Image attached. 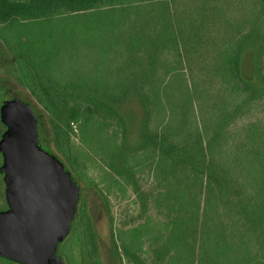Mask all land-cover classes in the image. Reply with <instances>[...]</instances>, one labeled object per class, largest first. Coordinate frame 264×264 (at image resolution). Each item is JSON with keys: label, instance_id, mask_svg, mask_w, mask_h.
Wrapping results in <instances>:
<instances>
[{"label": "trees", "instance_id": "obj_1", "mask_svg": "<svg viewBox=\"0 0 264 264\" xmlns=\"http://www.w3.org/2000/svg\"><path fill=\"white\" fill-rule=\"evenodd\" d=\"M143 2L155 7V40L141 31L132 42L122 38L130 26L119 23L120 42L114 24L99 26V46L136 52L100 66L95 80L75 69L65 78L54 73L71 39L82 47L75 34L29 35L30 49H15L33 22L114 9L124 16L128 5ZM188 6L192 16L182 25L176 0H0V110L14 93L27 97L39 146L77 180L78 208L61 244L68 264H105L109 253L116 264L124 258L128 264H264V115L239 125L264 108V0ZM137 15L141 22L132 27L149 20ZM4 131L0 115V141ZM145 171L156 186L149 194L136 181ZM104 182L108 193L134 186L144 221L116 228ZM91 195L106 208L107 241L88 209ZM148 200L164 218L149 213ZM144 244L152 248L151 263L142 257Z\"/></svg>", "mask_w": 264, "mask_h": 264}, {"label": "water", "instance_id": "obj_2", "mask_svg": "<svg viewBox=\"0 0 264 264\" xmlns=\"http://www.w3.org/2000/svg\"><path fill=\"white\" fill-rule=\"evenodd\" d=\"M10 211L0 215V250L26 264H64L56 256L74 220L79 188L58 159L38 144L30 106L13 99L1 108Z\"/></svg>", "mask_w": 264, "mask_h": 264}, {"label": "rangeland", "instance_id": "obj_3", "mask_svg": "<svg viewBox=\"0 0 264 264\" xmlns=\"http://www.w3.org/2000/svg\"><path fill=\"white\" fill-rule=\"evenodd\" d=\"M178 2V5H183L182 8V16L180 14V18H176L177 21H180V23L185 24L190 20V17L192 16L191 10L193 8H189L190 6L188 5H193L195 1L199 2L200 0H176ZM155 8L154 6L148 4L147 2H143L142 4H139L137 7L136 5L134 6L133 4L128 5V11L127 13L123 15L118 14V10H110L107 12H95V13H87L85 15H77L76 17L73 18H60V19H55V20H50V21H36L31 24L29 27L31 31L23 35L22 41L19 42L15 49L18 52H24L28 51L30 49L29 44H28V36L32 35L33 39L39 40L40 37L45 36L47 37L52 30L54 31H61L64 36V34H75L78 36L80 42L82 39V47L81 43L79 46H75L72 44V39H71V46L74 45V47H69L66 51L64 50L61 52L59 55V60L56 63V68L57 70L54 71L55 74L62 76L65 78V75H73L74 73L72 72L73 69H75L78 72L77 76H81L82 79L87 78L89 80H95L97 77V74H101V70L99 69L100 66L103 67H108L109 65L117 63L118 58L121 56L125 55H130L132 58L135 57V47H131V52L126 53V54H121L123 52H118V46L117 48L113 50V53L111 50L108 48L102 47L100 44V41L103 40V38H98L97 31L99 29V26L101 28H104L103 30H108L111 28L112 24H114V37L115 40H117V37L119 41L121 42L122 39L121 37L119 38L118 33L123 32V29L118 28V24H127L130 26L129 31L130 34L125 33V35L122 36V38L126 35L130 36V41L132 42L138 31H141L143 36L148 38L151 41H154L156 36L153 33V29L157 28L159 31V21L153 20L157 14H154L155 12L150 9ZM148 12L147 14L145 12ZM198 10L193 13L196 14ZM138 14V18L143 17L148 18L149 20H145L144 25L137 26V27H132L134 26V23H139L141 21H134L133 17L135 14ZM154 14V15H153ZM126 16L132 17V21H125ZM146 16V17H144ZM122 18V19H121ZM127 18V17H126ZM163 21H165V16L163 15L162 17ZM196 19V18H192ZM191 19V20H192ZM161 21V18H160ZM175 22V21H174ZM176 24V23H175ZM61 27V30L59 29ZM153 28V29H152ZM90 30V31H84V30ZM118 30V31H117ZM69 31V32H67ZM92 31V32H91ZM118 32V33H117ZM138 34V33H137ZM140 37V36H138ZM124 40V39H123ZM40 45L37 44H32L31 50L32 52H37L40 50ZM69 51V52H67ZM115 51V52H114ZM39 53V52H37ZM112 57V59L110 58ZM111 59V60H110ZM250 59L247 58L245 60V66L250 65ZM262 62V68H263V73H264V55L261 58ZM117 66L114 65L112 66L113 69L108 71L115 72V67ZM105 70V69H104ZM107 70V69H106ZM99 82L100 79H97ZM264 115V108L258 109V112L255 113V115H250L248 117H245L244 119L239 122L240 126L244 125H249L252 121H254L258 116ZM76 128V127H75ZM77 130V129H75ZM74 141L79 145L81 142L79 141L78 137L74 136L73 137ZM1 143V142H0ZM91 172L93 175H95L98 179H100L103 174L100 172V170L96 169H91ZM76 180V178L74 177ZM153 179L150 178L148 179L147 176V171L144 172V174H137L136 175V181L138 186L141 187L142 192L149 194V192L156 191V186L155 183L152 181ZM77 182V180H76ZM105 182L101 183L100 187L101 190L103 191V194L105 195V198L108 202V206L111 210V215L113 216L114 224L116 228L120 229H126L133 227L141 222L144 221L145 215L142 210L141 206V198L138 197V195L135 193L134 186H127L125 191L121 192L118 189H112L110 193H108L104 187ZM87 194V193H85ZM92 196V195H91ZM89 205L92 206H99L100 205V199L97 198L96 196L89 197L88 200ZM95 209V208H94ZM148 211L150 214L157 218H164L163 215L158 213L154 205L148 200ZM108 225V221L105 217L102 218L101 224H97V228L100 231V228L103 230L102 236L104 238L105 233L104 230L106 229V226ZM107 232V231H106ZM143 253L142 257L145 258L147 263H151V260L153 259V251L152 248L149 247L148 244L143 245ZM124 264H128L127 260L124 258L123 259Z\"/></svg>", "mask_w": 264, "mask_h": 264}, {"label": "flooded vegetation", "instance_id": "obj_4", "mask_svg": "<svg viewBox=\"0 0 264 264\" xmlns=\"http://www.w3.org/2000/svg\"><path fill=\"white\" fill-rule=\"evenodd\" d=\"M25 94H27V93H25ZM9 97H11V98H9L10 101L13 100V99H17L18 98L21 101H24V102H26L28 104V98L23 96L22 94H15L14 93V94H12ZM0 115H1V110H0ZM7 132H8V127L5 124V131L3 132L4 134L2 133V139L0 141L1 142L0 143V151H1V154H0V215L6 214V213H8L10 211V205H9V202H8V195H7L8 179H9L10 176L6 172H4L3 169H2L3 165H4V162H5V158H4L3 153H2V142H3L4 135ZM77 208H78V206H77ZM88 209H94V212L96 213L94 221H95L96 224H98V223L101 224L102 218L104 217L103 216V212L106 211V208L104 206H100V205L99 206L90 205ZM74 219H75V217H74ZM72 224H73V222H72ZM71 227H72V225H71ZM70 230H71V228H70ZM107 230H108V225L106 226V229L104 230L105 236L103 238V236H102L103 230L100 228V235L102 236V238L105 241H107V238H108L106 236V233H108V232H106ZM65 239H66V237L59 243L58 248H57L56 256L60 257L64 264H68L67 262H65V259H64L63 255L61 254V244H62V242ZM104 258H105L104 259L105 264H116L115 260H113V255H111L110 253H109V259H107L106 257H104ZM0 264H26V263H24L18 257H11L9 255H6V254L2 253V251L0 250Z\"/></svg>", "mask_w": 264, "mask_h": 264}]
</instances>
